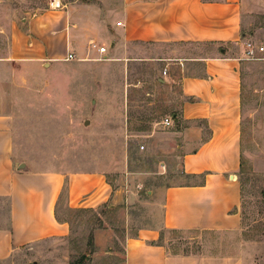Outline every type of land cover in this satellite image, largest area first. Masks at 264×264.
Instances as JSON below:
<instances>
[{
    "label": "crops",
    "instance_id": "1",
    "mask_svg": "<svg viewBox=\"0 0 264 264\" xmlns=\"http://www.w3.org/2000/svg\"><path fill=\"white\" fill-rule=\"evenodd\" d=\"M58 2L59 8L38 15L25 31L0 2V262L24 247L68 235L69 224L58 217L62 199L70 210L111 200L110 207L125 204L129 211L140 203L134 186L124 190L122 177L113 190L105 172L38 171L14 156V116L22 103L17 93L30 89L39 66L67 54L78 62L100 58L94 44L106 49L103 62L127 66L147 60L159 68V87L177 83L180 90L178 114L172 117L184 125L178 133V181L147 191L151 197L143 204L141 225L124 239L122 264H253L240 240L236 175L242 158L244 44L263 45L264 0ZM116 129L120 137L126 123ZM207 159L219 162L220 169L206 172ZM165 232H197L208 244L212 237H226L232 249L172 252L162 242Z\"/></svg>",
    "mask_w": 264,
    "mask_h": 264
},
{
    "label": "rangeland",
    "instance_id": "2",
    "mask_svg": "<svg viewBox=\"0 0 264 264\" xmlns=\"http://www.w3.org/2000/svg\"><path fill=\"white\" fill-rule=\"evenodd\" d=\"M52 1L0 0L23 31L38 15L57 9L50 6ZM260 42L264 46V39ZM63 59L39 66L30 89L17 93L22 103L14 116L15 159L38 171L105 172L113 190L122 177L124 190L134 186L140 203L129 211L125 204L110 207L111 200L70 210L62 199L58 217L69 224L68 235L24 247L0 264H122L124 239L141 225L147 210L143 204L151 197L147 191L178 181V133L184 126L179 117L172 118L180 104L178 84L159 87V68L147 60H131L125 66L94 61L95 56L80 62ZM242 79V158L236 175L241 184L240 240L253 264H264V61H243ZM167 117L169 127L162 125ZM121 122L127 131L119 137ZM204 161L206 172L220 169L215 159ZM205 240L197 232H165L162 242L172 252L189 254L232 249L226 237H212L209 244Z\"/></svg>",
    "mask_w": 264,
    "mask_h": 264
},
{
    "label": "built area",
    "instance_id": "3",
    "mask_svg": "<svg viewBox=\"0 0 264 264\" xmlns=\"http://www.w3.org/2000/svg\"><path fill=\"white\" fill-rule=\"evenodd\" d=\"M56 0H53L51 3V7L59 8V2L57 0V3H55ZM245 47V58L249 61H255V60H262L264 61V46L263 45H257L252 42H246L244 44ZM92 49H96L99 55H101L100 58L93 59L94 61H105L107 60L105 56H103L106 53V49L104 47H96L94 44H91ZM65 62H72V61H79L76 59L72 54H67L66 57L63 59ZM162 125L165 127H169L171 125V119L169 117L165 118L162 121Z\"/></svg>",
    "mask_w": 264,
    "mask_h": 264
},
{
    "label": "water",
    "instance_id": "4",
    "mask_svg": "<svg viewBox=\"0 0 264 264\" xmlns=\"http://www.w3.org/2000/svg\"><path fill=\"white\" fill-rule=\"evenodd\" d=\"M86 124H87V122H85V125H86ZM20 169H21V170H25V166H24V164H21V165H20Z\"/></svg>",
    "mask_w": 264,
    "mask_h": 264
},
{
    "label": "bare ground",
    "instance_id": "5",
    "mask_svg": "<svg viewBox=\"0 0 264 264\" xmlns=\"http://www.w3.org/2000/svg\"><path fill=\"white\" fill-rule=\"evenodd\" d=\"M55 3H57V1H55Z\"/></svg>",
    "mask_w": 264,
    "mask_h": 264
}]
</instances>
